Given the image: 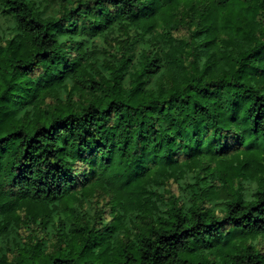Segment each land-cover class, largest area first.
<instances>
[{
	"label": "trees",
	"instance_id": "trees-1",
	"mask_svg": "<svg viewBox=\"0 0 264 264\" xmlns=\"http://www.w3.org/2000/svg\"><path fill=\"white\" fill-rule=\"evenodd\" d=\"M259 238L264 0H0V264H264Z\"/></svg>",
	"mask_w": 264,
	"mask_h": 264
},
{
	"label": "rangeland",
	"instance_id": "rangeland-1",
	"mask_svg": "<svg viewBox=\"0 0 264 264\" xmlns=\"http://www.w3.org/2000/svg\"><path fill=\"white\" fill-rule=\"evenodd\" d=\"M109 199V195H97L95 198V201H97L100 205L107 201ZM256 244H259L260 246H264V240H261L260 238L255 241Z\"/></svg>",
	"mask_w": 264,
	"mask_h": 264
}]
</instances>
